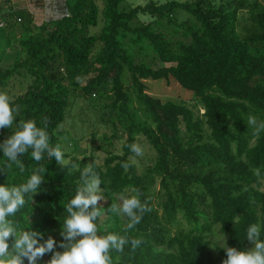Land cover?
I'll use <instances>...</instances> for the list:
<instances>
[{
  "label": "trees",
  "instance_id": "16d2710c",
  "mask_svg": "<svg viewBox=\"0 0 264 264\" xmlns=\"http://www.w3.org/2000/svg\"><path fill=\"white\" fill-rule=\"evenodd\" d=\"M4 1L1 25L15 59L0 66V91L19 109L17 120H34L52 146L63 150L69 140L76 151H63L62 168L47 154L37 163L29 150L19 157L23 172L12 163L0 173V184L18 186L34 167H45L37 193L9 217L18 229L32 228L58 245L65 206L90 164L101 180L99 234L129 240L123 252H110L113 264H221L225 252L210 237L216 230L239 250L251 245L249 225H258L264 239V132L254 135L247 122L249 114L264 121V0L149 1L128 9L125 0H64L65 13L50 20L43 9L35 14ZM140 14L152 19L133 25ZM245 17L250 25H242ZM139 54H154L161 65ZM17 76L30 81L15 94L9 84ZM149 79H173L193 101H161L147 92ZM79 98L96 115L92 144L81 151L61 129ZM10 134L0 129V142ZM97 136L100 145L93 144ZM141 142L151 152L136 162L129 145ZM6 160L0 153V168ZM132 188L150 211L125 231L128 218L109 207ZM132 239L140 245L133 248Z\"/></svg>",
  "mask_w": 264,
  "mask_h": 264
},
{
  "label": "clouds",
  "instance_id": "9594fccd",
  "mask_svg": "<svg viewBox=\"0 0 264 264\" xmlns=\"http://www.w3.org/2000/svg\"><path fill=\"white\" fill-rule=\"evenodd\" d=\"M19 109L13 106L11 98L0 91V129H11V134L0 142V153L7 158L5 167L0 168V173L6 175V169L12 163L17 164L24 171V164L19 157L31 150V157L39 163L45 154L63 168L67 161L59 144L52 146L48 132L43 127H38L32 119L17 120ZM248 125L253 133L259 136L264 132V121L256 116H247ZM131 151L137 156L143 154L140 145H129ZM127 169L129 165L122 163ZM74 170H79V165L72 164ZM45 167L33 168L26 182L8 186L0 184V264H36L37 260L45 254L51 253L46 264H113L110 255L112 250L123 252L124 246L129 243L125 236L117 234H99L97 219L102 215L98 201L103 200L101 193V180L92 165H87L80 170L79 184L74 196L65 206L67 216L61 224L60 236L62 241H57L48 236L44 239L42 232L34 229H18L14 217L25 205L26 195L37 193L44 181ZM139 189L132 188L118 194L119 204L111 203L109 210L118 215L126 216L129 220L125 231L139 224L143 214L150 211L147 202H142ZM246 239L252 247L239 250L227 246L224 238L222 249L226 258L221 264H264V239H261L260 228L256 224L249 225ZM141 241L132 239L131 245L136 248ZM57 246L62 251H57Z\"/></svg>",
  "mask_w": 264,
  "mask_h": 264
},
{
  "label": "rangeland",
  "instance_id": "374dc122",
  "mask_svg": "<svg viewBox=\"0 0 264 264\" xmlns=\"http://www.w3.org/2000/svg\"><path fill=\"white\" fill-rule=\"evenodd\" d=\"M16 1V0H15ZM14 1V2H15ZM149 1H156L159 3L165 2L167 0H125L121 5H123L124 8L128 9L130 7H134L136 5H144ZM182 1V0H180ZM215 4H218L221 0H212ZM24 3L23 0H19V2H15V5H22ZM7 2L4 0H0V25L1 21L4 19L3 15V8H5ZM34 12L36 14V8H34ZM65 13V8L63 7V4H54L51 2V0L46 1V7L44 10V17L46 20L55 19L60 17ZM184 14H179V19H184ZM152 18L149 15L140 14L137 18H135L132 21L133 25H139L146 23L150 21ZM242 25H250L249 20L243 19ZM9 36L7 34V31L5 27L2 25L0 26V66L3 67H9L12 65L13 60L15 59V51L12 50L9 47ZM8 45V48L5 50V54L3 52L5 46ZM140 60L148 61L153 67H159L161 65V62L156 59L154 54L145 55L143 57H138ZM30 79L25 76L16 77L10 82V87L12 88L13 93H21L25 90L26 85ZM145 83L147 85V92L153 96H156L161 99V101L166 100H172L175 102H189L191 103L193 101L194 95L191 91L183 88L180 86L177 82H175L173 79H157V80H145ZM202 112V110H200ZM96 119V115L89 107H87L86 102L84 99L79 98L76 101V105L72 108V110L69 113L68 119L63 123L61 129L68 131L71 133V137H74L77 141H79L78 151H81L82 149H85L87 146L91 145V139L90 134L93 132L96 128L94 121ZM100 130H104L103 127H99ZM62 137V136H61ZM64 139V138H63ZM94 145H100V141L98 139V136L93 141ZM116 147L120 146V143H115ZM143 149V155H146V153H150L148 146L144 143H139ZM77 150V149H76ZM63 151L68 153H75V147L71 144V141L66 140L63 143ZM98 158L97 161L101 162L103 157L105 156V153L103 149L97 150ZM141 156H137V158H134V160L137 162L139 161L138 158ZM144 162H146V159H143ZM154 189H158V184L154 186ZM211 239L215 243H217L219 246L223 247L224 244V238L226 242V236L221 234L218 230H216L213 234H211ZM252 247V245L248 246V249ZM213 254L218 257V253L216 249H213Z\"/></svg>",
  "mask_w": 264,
  "mask_h": 264
},
{
  "label": "crops",
  "instance_id": "0c3cea01",
  "mask_svg": "<svg viewBox=\"0 0 264 264\" xmlns=\"http://www.w3.org/2000/svg\"><path fill=\"white\" fill-rule=\"evenodd\" d=\"M14 1L15 0H12V4H13L14 7H28L32 11H34L35 10L34 8H36V14H39L40 13L39 11H42V9H43V12H44L47 0H43V1H41V0H23L24 3H22V5H18V6L15 5V2H17V1L19 2V0H16L15 2ZM41 2L44 5L43 8H41V6H40ZM51 2L54 3V4H59V5H61V3H62L63 7L65 8L64 0H51ZM6 47L8 48V45H6L4 50H3L4 54H5V50L7 49Z\"/></svg>",
  "mask_w": 264,
  "mask_h": 264
}]
</instances>
